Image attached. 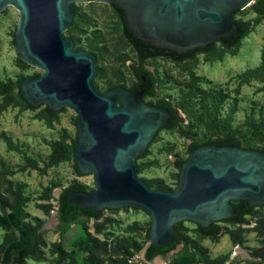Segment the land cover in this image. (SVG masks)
<instances>
[{
    "label": "rangeland",
    "instance_id": "rangeland-1",
    "mask_svg": "<svg viewBox=\"0 0 264 264\" xmlns=\"http://www.w3.org/2000/svg\"><path fill=\"white\" fill-rule=\"evenodd\" d=\"M235 18L252 23L236 50L218 46L214 53L198 54L193 61L156 58L145 62L157 78L156 96L146 101L166 100L184 119L176 130L160 131L146 156L137 161L138 177L153 188L177 190L180 172L173 163L189 157L188 146L193 142L233 135L243 148H264V0H254ZM18 22L19 13L13 7L0 15V264H82V256L72 259L68 254L81 229L74 226L60 238L57 199L74 182L94 190V176H78L72 158L65 156L64 145L77 136L76 112L65 108L50 120L45 106L29 109L17 97L20 78L42 74L18 56L14 41ZM64 36L74 41L75 49L97 56L94 87L98 92L133 85L128 66L138 63L137 54L111 5L77 4L74 25ZM56 155L64 159L54 163ZM103 214L101 226L90 220L86 227L105 245L97 253L104 264H123L137 248L144 250L151 224L144 211L120 209ZM12 217L21 227L35 229L34 254L13 250L20 235L9 223ZM246 219L245 228L218 223L223 231L214 239L201 237L195 223L184 222V229L177 233L185 242L165 264H173L184 246L197 247L213 264H264L251 260L248 252L264 244V206L254 208ZM238 246L241 251L235 254Z\"/></svg>",
    "mask_w": 264,
    "mask_h": 264
},
{
    "label": "water",
    "instance_id": "water-1",
    "mask_svg": "<svg viewBox=\"0 0 264 264\" xmlns=\"http://www.w3.org/2000/svg\"><path fill=\"white\" fill-rule=\"evenodd\" d=\"M91 2L122 9L139 42L188 54L221 38L232 40L239 31L236 12L254 0H0V15L8 7L19 13L14 33L19 58L42 71L20 83L27 103L53 113L71 108L77 114L73 163L80 175L94 176L96 188L73 192L69 204L97 214L125 208L144 211L151 224L141 259L165 264L184 239L151 262L144 259V252L150 245H171L176 232L184 229L178 224L193 222L208 230L236 215L234 202L264 206V151L200 146L181 164L176 191L150 189L138 177L137 161L170 123V114L148 104L144 90H96L97 56L75 49L74 41L64 36L73 25L76 5ZM128 67L132 71L133 65Z\"/></svg>",
    "mask_w": 264,
    "mask_h": 264
},
{
    "label": "trees",
    "instance_id": "trees-1",
    "mask_svg": "<svg viewBox=\"0 0 264 264\" xmlns=\"http://www.w3.org/2000/svg\"><path fill=\"white\" fill-rule=\"evenodd\" d=\"M113 7L117 11L118 16L121 22L123 23L124 33H125L126 38L130 41V43L133 44L136 50L138 63L134 65L132 69H134V74L137 76L139 83L142 84L143 88L146 90L145 100L147 98H154L156 96V87H157V78L152 72L148 71V69L145 67V62L147 60L165 57L175 62L193 61L195 60L196 56L199 53L212 54L216 50L212 45L208 49H204V48L195 49L189 54H181L180 56H177L176 53L172 51L166 54L165 53L167 51L166 49H159L156 47H152V46L143 44L139 42L137 39H135L134 35L131 33V31L127 27L123 10L116 6H113ZM239 12L240 11H237L236 15ZM236 24L239 27L238 37L236 38V40L232 42H229L226 39H223L224 41L223 50L225 51L229 52V51L236 50L239 47L241 40L244 39L251 31L250 22L236 19ZM73 25H74V22H73ZM143 76L147 78L146 82H143ZM23 79L24 78H20L16 83V87L18 90L17 97L22 102V104H24L27 108L35 109L27 103V101L25 100L21 92L20 83ZM116 87L127 88L125 85L119 84L112 88H109V90L116 88ZM136 87H139V86L136 85ZM127 89H131V88H127ZM146 102L150 105H161L165 107L166 109H168L169 112L173 113L175 115V118H173L172 123L168 125L166 129L173 131L178 128V125H179V122H181V119L178 115L177 110L174 107H172L168 101L160 100L156 104L155 102L151 100L146 101ZM57 114L58 113H53L47 107H45V115L48 119L50 120L55 119ZM210 144H214L217 146L235 145V146L242 147V144L239 138L233 135H224L217 139L207 140L200 144L193 142L188 147V153L190 154L192 150L200 146H206ZM75 146H76V138L71 141L70 145H64L65 156L72 158L73 161H75V157H74ZM245 149L264 151V148H261V149L260 148H245ZM143 157H140L139 159ZM63 159H64V156L56 155V157H54L53 159V162L58 163L62 161ZM185 161L186 160H176L175 166L180 170L181 164L184 163ZM74 169L78 176H82L78 173L75 163H74ZM140 171H141V168L138 165V173ZM178 182H179V175H178ZM147 185L152 190L173 192L170 189H162L159 186L153 188L150 184H147ZM76 191H87V190L85 186L82 185L81 183L74 182L68 187L62 189L57 199V217L59 221V225L57 229L60 234V238L63 240L64 237L73 229L74 226L79 227L81 229V234L78 236L76 240L71 242V248L68 253L70 257L74 259L78 255L82 256V264H104L102 259L98 256L97 253L103 250L105 245H103V243H101L98 239L94 238L92 233L89 232L88 228L86 227L87 221H90V220H93L97 226H101L105 220L104 214H97L92 209L84 210L81 207L70 205L68 198L70 194ZM233 206L235 210L237 211V215H235L233 218L229 220L223 221L222 223L236 224L240 226L244 224H248L249 221L246 219V216L252 215L254 213L255 207H248L245 201L234 202ZM126 209L128 210L130 208H126ZM9 223L19 231V235H20V240L15 242L12 245L13 250L17 252H23L25 254H34L37 250V245L33 240L35 232H36L35 229L30 228V227H21L19 225L18 220L15 217H12ZM182 224L183 223H180L176 227L181 226ZM149 230H150V227L146 231L147 242H149ZM198 232L200 236L203 238H213L214 239L221 235L222 227H220L218 224H215L212 228L205 230L201 228L200 226H198ZM182 242H183L182 235L176 232L174 236V240L171 245L164 246V247L156 246V245L148 246L144 252V259L147 262H151L158 256H166L168 253L175 250L180 244H182ZM142 250L143 249L141 248H137L136 252L130 253L126 257V259L123 261L124 262L123 264L127 263V258L129 256L135 253H141ZM249 252H250L251 257L254 258V260L258 261V259H260L259 261L264 263V244L262 245V247L250 250ZM199 263L213 264L207 258H205L201 250L198 249L197 247H193L192 249H189L187 246H184L183 251L173 260V264H199Z\"/></svg>",
    "mask_w": 264,
    "mask_h": 264
},
{
    "label": "flooded vegetation",
    "instance_id": "flooded-vegetation-1",
    "mask_svg": "<svg viewBox=\"0 0 264 264\" xmlns=\"http://www.w3.org/2000/svg\"><path fill=\"white\" fill-rule=\"evenodd\" d=\"M236 19V18H235ZM238 34H239V31H238V33L234 36V38L232 39V40H229V39H226V38H221V39H219V40H217V41H215V42H213V43H211L207 48H204V49H208L210 46H212L213 45V47L216 49V48H218V46L220 47V49H224V41H223V39H226L227 41H229V42H232V41H234V40H236V38L238 37ZM128 40V39H127ZM129 41V40H128ZM129 43H130V41H129ZM130 45H131V47L135 50V48H134V46H133V44L132 43H130ZM194 51V50H193ZM135 52H136V50H135ZM170 51H166L165 53L166 54H168ZM191 53V52H190ZM137 54V53H136ZM189 54V53H188ZM199 54H201V53H199ZM202 54H205V53H202ZM176 55L177 56H180L181 54H178V53H176ZM160 58H165V57H160ZM168 59V58H167ZM149 60H152V59H149ZM149 60H147V61H149ZM171 60V59H170ZM137 61H138V59H137ZM173 61V60H172ZM175 62V61H174ZM136 65V64H135ZM147 68V67H146ZM148 69V71H150V72H152L149 68H147ZM131 73H132V76H133V78H134V83H133V85L130 87L131 89H129V90H139V91H142V90H144V91H146L144 88H143V85L142 84H140L139 83V80H138V78H137V76L134 74V69H132V71H131ZM153 73V72H152ZM147 81V78L145 77V76H143V82H146ZM136 85H138L139 87H136ZM159 102V101H158ZM157 102H155V104H156ZM155 106H159V107H163V106H161V105H155ZM163 108H165V107H163ZM168 110V109H167ZM169 112V111H168ZM169 114H170V123L168 124V125H170L171 123H172V121H173V118H175V115L173 114V113H171V112H169ZM180 123V122H179ZM167 125V126H168ZM166 126V127H167ZM166 127L163 129V130H165L166 129ZM166 130H168V129H166ZM162 131V130H161ZM249 207V206H248ZM256 208V207H255ZM236 215H237V213H236Z\"/></svg>",
    "mask_w": 264,
    "mask_h": 264
},
{
    "label": "built area",
    "instance_id": "built-area-1",
    "mask_svg": "<svg viewBox=\"0 0 264 264\" xmlns=\"http://www.w3.org/2000/svg\"><path fill=\"white\" fill-rule=\"evenodd\" d=\"M130 210H133V209L130 208ZM106 212H111L112 214L115 213V211H106ZM241 226L244 227V228L246 227L245 225H241ZM240 251H241V248L239 246L236 247L235 254H239ZM249 257L251 258V260H254V258L251 257L250 252H249ZM259 260L260 259H258V261ZM126 264H148V263H146L145 261H143L141 259V253H135V254H133V255H131V256H129L127 258V263Z\"/></svg>",
    "mask_w": 264,
    "mask_h": 264
}]
</instances>
